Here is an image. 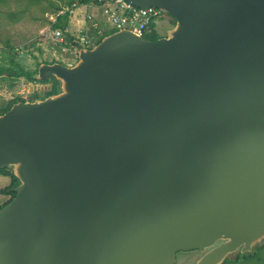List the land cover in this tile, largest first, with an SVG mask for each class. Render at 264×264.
I'll return each mask as SVG.
<instances>
[{"label": "water", "instance_id": "water-1", "mask_svg": "<svg viewBox=\"0 0 264 264\" xmlns=\"http://www.w3.org/2000/svg\"><path fill=\"white\" fill-rule=\"evenodd\" d=\"M165 10L42 63L58 94L0 115V264H223L264 241V0H127Z\"/></svg>", "mask_w": 264, "mask_h": 264}, {"label": "rangeland", "instance_id": "rangeland-1", "mask_svg": "<svg viewBox=\"0 0 264 264\" xmlns=\"http://www.w3.org/2000/svg\"><path fill=\"white\" fill-rule=\"evenodd\" d=\"M42 2L43 4L40 6L31 7L26 15H23L21 20L17 22L9 20V11H18L24 5L17 4L15 0H9L8 5L0 8V67L10 68L13 72V74L7 72V74L0 76V111L19 102V100L44 99L47 97L46 91L51 88L49 83L29 82L25 76L17 77L16 68L10 63L11 59L15 60L14 63L21 70L34 74L38 70V64L42 62L50 63L56 59L59 63L66 65H75L78 62L77 54L61 53L53 43L41 40L39 34L46 29L48 25L46 20H50L53 16L51 2L61 4V0H42ZM79 2V0L74 1L76 6L80 5ZM81 12H85V9L75 8L73 13L70 12L69 28L72 35L80 42L79 44L88 48L93 46L94 40L97 39L94 37L89 46L83 42L82 39L85 36L83 29L86 28L87 24L90 26L91 23L84 25L79 20L82 15ZM172 20L173 17L168 13L157 19L155 29L158 37H165L167 32L174 28L175 23ZM98 21L107 32L116 30L106 17L101 16V20L98 18ZM79 36L81 37L78 39ZM6 41H9L10 45L14 47L11 52L6 50ZM0 176H4V174L0 172ZM5 186L6 184L0 185V195L8 187ZM259 246H264V241H262V244L256 245L251 253L255 252ZM234 254L243 256L239 253H233L230 256L232 257ZM201 256L202 253L198 250L180 251L177 253L176 264H194Z\"/></svg>", "mask_w": 264, "mask_h": 264}, {"label": "built area", "instance_id": "built-area-1", "mask_svg": "<svg viewBox=\"0 0 264 264\" xmlns=\"http://www.w3.org/2000/svg\"><path fill=\"white\" fill-rule=\"evenodd\" d=\"M78 8L95 9L92 11H86L82 14L79 20L86 25L88 22L98 28V34H101L99 28L98 17L96 16V10L99 11L101 16L107 18L116 30H130L133 33L145 37L146 34L151 32V25L161 18L162 15L167 13L163 9L156 7H150L147 9L139 8L133 5L127 0H91L88 4H83ZM74 9L71 10V13ZM64 12L60 11L57 15L52 16L50 20L55 22L57 17L62 15ZM156 26L154 27V29ZM85 28L83 29V32ZM41 40L53 43L61 53H75L78 54V48L74 44L75 40L69 38L72 35L69 25L64 28H55L52 25L46 27L40 34ZM81 36L78 37V39ZM83 42L86 41V36H83Z\"/></svg>", "mask_w": 264, "mask_h": 264}, {"label": "trees", "instance_id": "trees-1", "mask_svg": "<svg viewBox=\"0 0 264 264\" xmlns=\"http://www.w3.org/2000/svg\"><path fill=\"white\" fill-rule=\"evenodd\" d=\"M15 1L17 4L24 5V6L22 7V9H20L18 11H16V10H10L9 11L10 14L8 15V18H9V20H12L13 22H17V21L21 20L22 16L26 15V13L31 9V7H36V6H40L43 4L42 0H15ZM74 1L75 0H64V1L61 0V4H55V3L51 2L50 5L53 8V11H52L53 16L57 15L60 11H63L64 13L62 15L58 16L55 22H52L51 20H46L47 24H48L47 26L52 25V27H55V28H64L65 26H68L69 22H70L71 8H73V7H74V9L78 8L79 6H81L83 4H88L91 0H79L80 1L79 6H76ZM8 4H9V0H0V8L4 5H8ZM84 13H86V11L83 12V14ZM172 21H174V23H176V20L174 18ZM88 23H92V22H88ZM155 26H156V23H153L151 25V32L145 35L146 38H148L150 40H156V39L160 38L157 35L156 29H154ZM99 28L102 32L101 34H98V28L94 27L92 24L90 26L87 24L85 31H84L85 36H86V41H87V42H85V45L89 46V44L92 43V40H94V37H96L97 40H94L95 43L93 45V46H95L105 36L110 35L111 33L116 31V30L115 31L111 30V31L107 32L106 30H104V28L101 25H99ZM98 35H101V36H98ZM69 38L71 40L76 39L74 37V35H70ZM79 43L80 42H78L77 40L74 41V44L76 45L77 48H80V47L84 48L82 46V44H79ZM5 45H6V50L8 52H11L14 49V47H12V45H10L9 41H6ZM93 46L88 47V48H92ZM14 62H15V60H13V59L10 60V63L12 65H14V67L16 68L15 73H16L17 77L25 76V77H27V80L29 82L49 83L51 85V88L48 91H46L47 97L58 94L61 91V84H60L59 80L56 79L55 77H51L50 79H48L46 81H40L37 79L38 70L35 74L30 73V72H26L23 69L21 70V68H19L17 66V64H15ZM55 62H57V61L54 60V61H51L50 63H55ZM42 63H49V62H42ZM42 63L38 64V66H40ZM64 65H66V64H64ZM17 68H18V70H17ZM38 69H39V67H38ZM7 72L13 74V72L11 71L10 68L0 67V76L7 74ZM21 101H24V100H19V102H21ZM13 105H11V106L5 108L4 110L0 111V115L7 112ZM0 172L11 178V184L5 190H3V193H2V194L9 196V198L0 204V209H1L5 205H7L16 196V193L14 192L13 188L19 185V180H18V178H16L14 176L11 167L1 169Z\"/></svg>", "mask_w": 264, "mask_h": 264}, {"label": "crops", "instance_id": "crops-1", "mask_svg": "<svg viewBox=\"0 0 264 264\" xmlns=\"http://www.w3.org/2000/svg\"><path fill=\"white\" fill-rule=\"evenodd\" d=\"M92 10L95 11V9L92 8L85 9V11ZM95 13L96 16L101 20V15L99 14V11L96 10ZM55 61H57V59ZM2 184H6V186H9L11 184V178L5 174L4 176H0V185ZM8 198L9 196L5 194L0 195V204ZM259 244H262V242ZM251 252L241 253L238 251L236 253L243 254L242 257L238 256L237 254H234L232 255V257L229 256L223 264H264V246H259L255 252Z\"/></svg>", "mask_w": 264, "mask_h": 264}, {"label": "clouds", "instance_id": "clouds-1", "mask_svg": "<svg viewBox=\"0 0 264 264\" xmlns=\"http://www.w3.org/2000/svg\"><path fill=\"white\" fill-rule=\"evenodd\" d=\"M82 14H83V12H81ZM81 17V16H80ZM116 31H118V30H116ZM146 38V37H145ZM81 48H78V52H79V50H80ZM59 51V50H58ZM77 57H78V54H77ZM68 66H73V65H68Z\"/></svg>", "mask_w": 264, "mask_h": 264}]
</instances>
